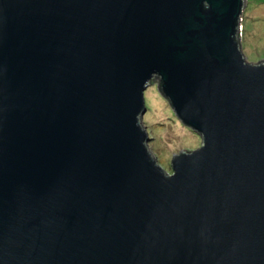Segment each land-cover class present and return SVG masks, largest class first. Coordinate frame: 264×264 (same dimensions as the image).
<instances>
[{"label":"water","instance_id":"95a60500","mask_svg":"<svg viewBox=\"0 0 264 264\" xmlns=\"http://www.w3.org/2000/svg\"><path fill=\"white\" fill-rule=\"evenodd\" d=\"M244 3L0 0V264H264ZM154 78L201 138L172 175L141 125Z\"/></svg>","mask_w":264,"mask_h":264},{"label":"rangeland","instance_id":"374dc122","mask_svg":"<svg viewBox=\"0 0 264 264\" xmlns=\"http://www.w3.org/2000/svg\"><path fill=\"white\" fill-rule=\"evenodd\" d=\"M240 46L249 61H264V0H245L240 18ZM159 84V79L154 78L144 92L146 112L141 125L153 138L147 148L154 160L171 174L174 154L197 150L201 138L179 121Z\"/></svg>","mask_w":264,"mask_h":264},{"label":"trees","instance_id":"16d2710c","mask_svg":"<svg viewBox=\"0 0 264 264\" xmlns=\"http://www.w3.org/2000/svg\"><path fill=\"white\" fill-rule=\"evenodd\" d=\"M235 40H236V42L239 44V38H238V35L236 36V38H235ZM159 90H160V92H161V83L159 84Z\"/></svg>","mask_w":264,"mask_h":264}]
</instances>
